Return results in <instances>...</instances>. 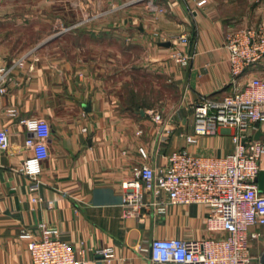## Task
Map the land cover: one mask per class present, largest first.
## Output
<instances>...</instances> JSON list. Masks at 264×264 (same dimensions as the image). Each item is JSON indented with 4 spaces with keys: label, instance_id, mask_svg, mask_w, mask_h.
Wrapping results in <instances>:
<instances>
[{
    "label": "crops",
    "instance_id": "0c3cea01",
    "mask_svg": "<svg viewBox=\"0 0 264 264\" xmlns=\"http://www.w3.org/2000/svg\"><path fill=\"white\" fill-rule=\"evenodd\" d=\"M39 1L0 0V56L7 66L24 58L0 95V130L9 138L8 149L0 150V264H32L29 241L20 235L39 238L43 226L58 230L79 259L95 264H160L150 256L154 238L221 237L207 229L205 207L169 205L166 195L164 211L126 217L122 183L136 165L166 166L174 151H233L231 130L195 135V106L233 91L226 36L264 21V0H208L203 7L199 0ZM59 28L69 31L68 51L56 50L65 40L53 37ZM51 43L57 52L46 46ZM178 52L189 56L186 64L176 61ZM257 74H264V60L241 83ZM143 77L179 93L167 114L126 102L127 85L136 92ZM30 118L48 128L37 190L22 172L35 154L26 144L34 135L20 124ZM252 232L260 237L251 243L249 264H261L264 227ZM106 249L113 250L110 263L100 254Z\"/></svg>",
    "mask_w": 264,
    "mask_h": 264
},
{
    "label": "built area",
    "instance_id": "2783aa9c",
    "mask_svg": "<svg viewBox=\"0 0 264 264\" xmlns=\"http://www.w3.org/2000/svg\"><path fill=\"white\" fill-rule=\"evenodd\" d=\"M208 3V0H199L197 6ZM181 39L187 41V37ZM225 46L230 52L233 91L221 100L204 98L195 106V135L216 134L219 127L231 130L233 151L222 156L193 155L185 149L174 151L168 156L166 166L136 165L122 183L126 217L142 219L151 208L164 211L166 205L161 197L166 195L169 205L205 207L207 229L222 234L219 238L201 240L154 238L150 256L155 263L249 264L251 243L260 237L252 229L264 227V192L259 191L258 182L264 171V74L241 83V78L264 60V21L253 28L230 32ZM174 58L181 64L189 60L182 52ZM23 65L24 58L7 66L0 56V95L6 93L13 69ZM154 120L161 123L163 117L157 114ZM20 124L34 135L26 144L35 154L24 161L22 172L31 188L37 190L43 185L42 161L47 156L48 128L36 118L23 119ZM188 141L195 143L196 139L189 137ZM8 147V134L0 130V150ZM139 153L143 160L148 159L144 148ZM20 238L29 241L32 264H95L79 259L71 244L59 238L58 230L43 226L39 238L26 231ZM100 254L112 262V249Z\"/></svg>",
    "mask_w": 264,
    "mask_h": 264
},
{
    "label": "rangeland",
    "instance_id": "374dc122",
    "mask_svg": "<svg viewBox=\"0 0 264 264\" xmlns=\"http://www.w3.org/2000/svg\"><path fill=\"white\" fill-rule=\"evenodd\" d=\"M30 1H32L34 3L40 2L39 0H30ZM47 2L48 1L46 0V3ZM48 19H50V21L52 23L55 22L54 21V12L52 9L48 12ZM57 34H54L53 37L59 36L58 39L64 38L65 40L63 41L62 45H60V47H58L56 50L57 51H61V50L62 51H68L69 50V41H70L68 29L67 28H63V29L59 28L57 30ZM46 46L50 47V46H52V43L48 44ZM36 49L37 48H35V50ZM50 50L52 52H57V51L53 50V47H50ZM255 68L261 69V64L256 66ZM254 70L247 72L243 77L250 75ZM133 88H134V86H132L131 84H128L126 87L127 97L129 98V99H126L127 103L135 102L137 110L139 108H141V105H148V106L150 105L149 109H153L155 111L158 110L160 112L163 111L162 112L163 115L168 113L170 107H172V104L175 102L176 97L179 94L176 90L170 88L169 86H165L159 82L155 85L153 82H151L149 80H145L144 77L142 78V80H140L138 83H136V85H135L136 92L133 91ZM166 92H167L168 98L170 100V102H168V103L164 102L165 98H166L165 97ZM133 95H135V97H137V98L136 99L131 98ZM172 99H173V102H171ZM161 101H163V102L161 103ZM151 105H154V106H151ZM153 114H154V117L157 114L161 115L160 113H155V112Z\"/></svg>",
    "mask_w": 264,
    "mask_h": 264
},
{
    "label": "water",
    "instance_id": "95a60500",
    "mask_svg": "<svg viewBox=\"0 0 264 264\" xmlns=\"http://www.w3.org/2000/svg\"><path fill=\"white\" fill-rule=\"evenodd\" d=\"M169 120V117L166 119V121ZM258 137V135H257ZM258 182H259V191L261 193L264 192V171H261L260 175H259V178H258ZM261 264H264V254L261 258Z\"/></svg>",
    "mask_w": 264,
    "mask_h": 264
}]
</instances>
